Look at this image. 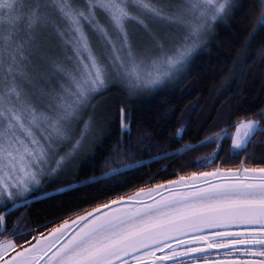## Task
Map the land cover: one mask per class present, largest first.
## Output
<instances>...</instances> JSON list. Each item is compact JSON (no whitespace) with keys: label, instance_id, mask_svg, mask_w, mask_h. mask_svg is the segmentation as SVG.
Returning a JSON list of instances; mask_svg holds the SVG:
<instances>
[{"label":"snow or ice","instance_id":"obj_1","mask_svg":"<svg viewBox=\"0 0 264 264\" xmlns=\"http://www.w3.org/2000/svg\"><path fill=\"white\" fill-rule=\"evenodd\" d=\"M246 7L243 0H0V264H264V155L247 163L264 133V106L196 144H166L152 155L169 114L152 122L151 105L142 104L199 75L217 30ZM252 17L243 64L264 36V0L249 8ZM254 54L264 63V46ZM112 99L110 118L98 119ZM113 125L120 138L97 166ZM186 129L168 139L179 142ZM229 138L227 156L244 153L235 166L157 179L178 154L205 144L216 148L195 162L214 164ZM141 144L149 145L148 160L133 154Z\"/></svg>","mask_w":264,"mask_h":264},{"label":"trees","instance_id":"obj_2","mask_svg":"<svg viewBox=\"0 0 264 264\" xmlns=\"http://www.w3.org/2000/svg\"><path fill=\"white\" fill-rule=\"evenodd\" d=\"M243 2L248 7L245 8L244 13L233 18V26L227 30H217L219 34L211 42V55H205L199 61V75L194 74L179 88H166L142 102L143 106L151 105L152 122L158 120L162 114H169L165 124L167 132L163 138H157L158 143L151 145L152 155H155L166 144L171 145V148L167 150L180 148L183 144H196L205 136L218 133L226 124L234 123L264 106V63H261L259 57L254 54L255 49L264 46V36H257L252 42V59L247 64L241 63L243 43L249 37L255 23L254 17L249 18V8L255 0H243ZM217 49L220 51L218 52ZM194 80L197 81L196 86L190 91H185ZM109 95L114 97L117 93L113 91ZM117 104L118 101L115 99L108 100L106 105L101 106L98 119L110 118L111 111ZM142 104H133L134 110L142 111ZM229 113H231V120H229ZM138 123L142 131L145 125L143 121ZM181 124H187L184 138L179 142L168 139L171 132ZM149 131L152 130L149 129ZM229 131L234 132L235 129L230 128ZM132 135L133 137L137 135L136 125L133 126ZM119 138L118 125H113L112 133L103 145V151L97 149L98 158L94 161L97 166L103 156L111 151L112 146ZM255 140L257 143H253L250 148L252 157L247 161H260L259 157L264 155V145L258 143V141L264 140V133H258ZM128 142L129 140L125 136V143ZM131 143L135 144V141L133 140ZM230 146L231 139L229 138L224 141L223 149L215 158V163L206 166H200L195 162V158L212 153L216 148L214 143L205 144L194 151L178 154L177 158L169 164L167 174L161 175L157 179H174L173 171L189 173L201 171L215 166L219 162L225 167L236 165L240 162V158H243L244 153H240L239 157H228L227 152ZM148 147L149 145L141 144L132 149L133 154L137 158L143 157L148 160ZM164 163V161L153 162L148 167L155 172ZM181 165L184 167L182 168ZM87 174L91 175L92 170L89 169ZM76 175L77 173L74 171L68 179H72ZM78 178L83 179L84 175L81 174ZM34 207L40 208V205L37 204ZM32 215L36 223L41 222L38 219V213Z\"/></svg>","mask_w":264,"mask_h":264},{"label":"flooded vegetation","instance_id":"obj_3","mask_svg":"<svg viewBox=\"0 0 264 264\" xmlns=\"http://www.w3.org/2000/svg\"><path fill=\"white\" fill-rule=\"evenodd\" d=\"M260 162H261V160H260V161H247V163H249V164H252V163H260ZM217 165H220L221 167H225V166H222L221 163L219 162V163H217L215 166H212V167L206 168V169L201 170V171H211V170H212L214 167H216ZM231 166H235V165H231ZM231 166H229V167H231Z\"/></svg>","mask_w":264,"mask_h":264}]
</instances>
